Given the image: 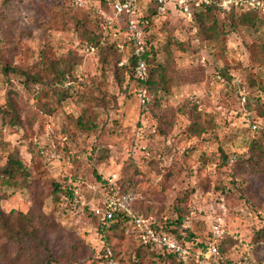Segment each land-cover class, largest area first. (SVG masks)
<instances>
[{
	"label": "rangeland",
	"instance_id": "obj_1",
	"mask_svg": "<svg viewBox=\"0 0 264 264\" xmlns=\"http://www.w3.org/2000/svg\"><path fill=\"white\" fill-rule=\"evenodd\" d=\"M154 3L143 0L146 11ZM169 6L147 23L158 49L150 64L165 65V80L156 69L158 85L142 99L121 69L131 49L117 64L115 50L94 46L117 21L101 0H0V63L52 80L46 65L58 60L75 76L61 101L60 84L26 85L21 72L0 68V107L12 102L20 116L16 124L0 115V166L18 153L30 174L4 179L1 205L32 211L53 264H104L107 247L125 264H173L139 250L133 221L118 236L99 229L95 209L128 189L132 217L165 225L183 214L197 243L213 242L219 222L220 255L200 264H264V171L251 174L255 163L245 161L253 143L264 148V17L250 26L220 14V39L203 40ZM54 182L62 190L52 193ZM5 262L26 264L10 253Z\"/></svg>",
	"mask_w": 264,
	"mask_h": 264
},
{
	"label": "trees",
	"instance_id": "obj_2",
	"mask_svg": "<svg viewBox=\"0 0 264 264\" xmlns=\"http://www.w3.org/2000/svg\"><path fill=\"white\" fill-rule=\"evenodd\" d=\"M140 1L142 4V9L140 11L142 15L140 17L141 21L146 25L147 32V22L151 19V17L159 16L162 14L159 11L160 4L157 0H154V5L150 6L149 8L147 7L148 11H146L147 9L145 10L143 0ZM112 2L113 0H101V3L104 4L105 7L111 8V11L115 14L117 18V21L110 26V29H115L113 33L114 37L113 35L111 37L108 33H103L102 27L107 23V21H105L101 25L102 29L99 33V36L96 37L94 46L97 47L98 50L105 47H107L110 51L112 49L115 50L114 54L118 55L116 62L117 64H119L123 56H125V48H130V52H132L133 45L129 33L127 31L128 18L125 14L118 15L113 8ZM175 11L177 10L175 9ZM220 14H225L229 17H234L235 15H238L241 24L253 26L257 24L259 18L264 17V10L262 8H258L250 11L233 10L228 12L223 11L219 3H213L212 5L196 9L194 11L193 23H196L198 27V34L200 35V37L203 38V40L220 39L222 33L221 30L223 29V23L220 22L219 18ZM119 42H122L120 43L122 47L119 46ZM171 43H176L184 49L182 41L176 40ZM147 44L149 48L144 58L147 59L151 68L146 78L140 79L136 77L135 66L138 60V56L136 55H130L128 62L121 67L122 70L127 72L130 79L136 83L137 87L146 90V97H148L151 91H153L156 85H158V83L153 80V73L155 72V70H159L158 75L160 77V81L165 80L166 72V67L163 64H160L159 67L151 66L150 63H152L154 60H157L158 49L156 48L154 43L148 38V36ZM102 61L106 62L107 57L103 56ZM0 64L2 72H4L6 75L11 72H21L23 75H25L26 85L32 84L33 86L34 84H41V86H44L45 84L53 88L60 84L62 88L55 89V93L61 101H64L69 96H71V93H69V91L65 89L66 87L64 86V84L70 80H73V78L75 77L74 73L70 68H68L66 65L62 64L58 60H55L54 62L52 61L46 65V70L53 75L52 80L47 75L43 76L39 73L33 74L28 71L16 69V67L14 68L8 64H4L3 62ZM1 114L4 115V118H6L7 116H11L12 120H14L16 124L20 120V116L16 112L12 102H10L9 104V109H4L3 107H0V115ZM84 119V116H81V118L77 119V122L86 124L87 121H84ZM201 126L203 130V124L194 122L193 125L190 126V130H192L193 132H201ZM250 151L251 152L249 153L248 158H246L245 161L249 162V160H251L255 163V171L251 172V174H254L256 171H264L263 146L259 142L253 143L250 146ZM29 176L30 174L27 169V165L24 163L18 153L11 154L7 162L4 165L0 166V185H4V179L17 181L22 178L27 179L29 178ZM52 185V193L62 190L61 185L58 182H54ZM42 190L44 191V189ZM52 193L49 190L48 194ZM123 193L133 195L134 191L132 189H128L125 190ZM128 209L117 213L115 217L110 220L106 225H102L99 222V229L104 233L110 232V235L112 236H118L119 234H124L125 230L127 229L128 223H130L134 218L142 216L148 226L153 227L158 232H163L169 235L176 236L178 240L183 241L193 250H199L204 253L209 248V243L204 244L200 243L199 241L198 243L195 242L196 238L193 236V233L189 229H186V227L184 226L185 219L183 218V214L178 216L176 219L166 220L165 225H160L156 222L150 221L149 218L145 217L144 215H139L138 213L134 214L135 216L132 217L131 214H129ZM36 221L37 219L34 218L32 211L27 213L19 210H12L11 212H6L2 208L0 197V262L2 264L6 263L5 258L8 256L9 253L12 254L15 259L24 260L26 264H53L55 259L51 253V249L48 246L47 241L45 240L42 230L37 227ZM187 230L190 233L186 235ZM261 231H264V227ZM135 235L139 241V250H142L145 254H148L151 257L171 261L173 264H200L196 263L193 260L185 262L180 259L177 255L166 250L162 252H157L152 249L150 245H147L141 241L139 233L136 230ZM260 235L261 234H259L258 236ZM258 236H256V239L259 241ZM210 239L213 240L214 237H211ZM44 253L45 255H43ZM112 253V256L108 255V247L104 250V255L102 257L104 260V264H108L110 258L116 260L118 264H125L121 261H118V257L114 249L112 250Z\"/></svg>",
	"mask_w": 264,
	"mask_h": 264
},
{
	"label": "built area",
	"instance_id": "obj_3",
	"mask_svg": "<svg viewBox=\"0 0 264 264\" xmlns=\"http://www.w3.org/2000/svg\"><path fill=\"white\" fill-rule=\"evenodd\" d=\"M160 4L159 11L162 14L170 12L169 3L173 4L174 10L176 9L184 15L189 22H193L194 11L204 6L212 5L213 3H219L223 11H250L253 9L262 8L264 10V0H157ZM115 12L125 14L128 18L127 31L132 41L133 50L132 55L138 56V60L135 66L136 77L144 79L149 74V63L145 54L148 51L147 44V32L146 25L141 21L140 12L142 4L140 0H113L112 2ZM148 23V22H147ZM122 47L121 44H119ZM127 59L125 58L121 64H125ZM142 99L146 97V90L142 89ZM147 100V98L145 99ZM144 100V101H145ZM134 201V196L127 193H121L119 191H113L108 200L102 207L95 209V216L102 225H106L112 220L119 212L128 209V206ZM135 230L138 231L140 239L143 243L150 245L152 249L157 252L164 250L172 252L177 255L183 261L193 260L199 263L204 256L209 257L219 256L220 251L217 245V238L220 237L222 232L219 222H216L212 227L214 234V241L209 244V248L206 252L196 251L191 249L183 241L178 240L176 236L169 235L163 232H158L153 227L146 224V221L142 216L136 217L132 220ZM112 250L108 247V255L112 256ZM108 264H118L116 260L110 258Z\"/></svg>",
	"mask_w": 264,
	"mask_h": 264
}]
</instances>
